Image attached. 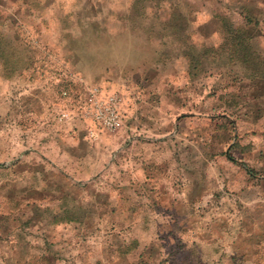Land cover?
<instances>
[{"label":"rangeland","instance_id":"rangeland-1","mask_svg":"<svg viewBox=\"0 0 264 264\" xmlns=\"http://www.w3.org/2000/svg\"><path fill=\"white\" fill-rule=\"evenodd\" d=\"M0 264H264V0H0Z\"/></svg>","mask_w":264,"mask_h":264},{"label":"built area","instance_id":"built-area-1","mask_svg":"<svg viewBox=\"0 0 264 264\" xmlns=\"http://www.w3.org/2000/svg\"><path fill=\"white\" fill-rule=\"evenodd\" d=\"M104 101L106 102L95 106L93 118L102 128L114 131L120 125V118L114 102L115 99L110 97Z\"/></svg>","mask_w":264,"mask_h":264}]
</instances>
